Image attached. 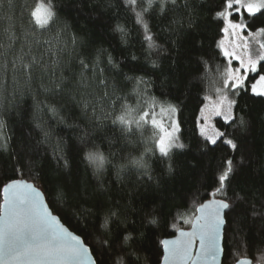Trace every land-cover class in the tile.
<instances>
[{"label":"trees","instance_id":"trees-1","mask_svg":"<svg viewBox=\"0 0 264 264\" xmlns=\"http://www.w3.org/2000/svg\"><path fill=\"white\" fill-rule=\"evenodd\" d=\"M39 2L0 4V145L7 143V150L0 147V208L6 184L32 182L97 264H161V242L188 229L205 201L223 198L211 193L231 158L236 173L228 187L224 264L242 258L261 264L264 97L250 89L264 74V61L245 90L233 92V119L215 122L238 150L222 143L224 137L212 145L199 129L206 99L223 88L228 66L220 48L225 24L216 16L224 0H177L163 13L160 0L151 8L148 0H136L135 11L124 0H50L56 17L47 30L30 22ZM145 8L155 48L136 23V12ZM243 17L248 31L264 28V15ZM159 105L177 108L185 145L169 157L158 151L150 118L135 123ZM119 115L133 121L131 131L113 124ZM90 151L103 154L100 171L85 158ZM128 234L132 239L125 241Z\"/></svg>","mask_w":264,"mask_h":264},{"label":"snow or ice","instance_id":"snow-or-ice-1","mask_svg":"<svg viewBox=\"0 0 264 264\" xmlns=\"http://www.w3.org/2000/svg\"><path fill=\"white\" fill-rule=\"evenodd\" d=\"M125 4L131 6L135 11L136 0H124ZM175 5L177 0H160V11L163 13L168 3ZM3 0H0V4ZM11 3V0H9ZM154 0H148L149 8L152 7ZM148 9L136 12V23L140 24L144 29V38L149 42L150 48L157 47L150 33L149 25L144 17V12ZM247 14L250 17H257L264 15V0H257L255 3L247 2V0H224L221 10H218L216 16L218 19L227 23L224 31L229 29L243 30L244 24L233 23L232 17L234 14L243 16ZM31 23L34 28L42 30L50 29L55 23L56 12L49 0L46 4L44 0H40L30 12ZM191 25V21H189ZM116 31L120 32L122 36L126 37L127 32L120 25H117ZM260 34H264V28L259 29ZM261 50H264V43L259 45ZM247 49V43H245ZM223 55L229 58V63L232 59H237L240 68L235 72L228 73V79L225 81V87L230 88L234 94L238 95L237 90H245L246 76L236 74L242 70L255 72L257 64L264 61V51H260L253 59L251 54H248V66L245 67V61L242 57L237 56L233 52L224 51ZM35 61H33L34 63ZM111 62V57H109ZM84 67H87L81 61ZM25 70L30 69V65H24ZM138 83H143L139 80ZM259 83L264 84V75L259 77ZM251 91L260 97H264V89H258L256 84L251 85ZM227 99V97H225ZM235 101H230L228 104L229 115L225 116L228 121L232 117L230 110ZM165 109H162L164 111ZM169 113L175 114L177 108L169 105L166 109ZM217 112V115H220ZM150 113L143 112L140 119L135 121L137 127L141 122L147 123ZM113 124L122 126V130L131 131L133 121L127 119L125 115H119L113 119ZM152 124L156 125L155 118H152ZM239 126L241 129L247 128V122L241 117L239 119ZM170 130L165 129L157 140V148L160 154L164 157H169L172 148L183 149L185 145L180 142L179 131L180 125L177 121L173 120L169 125ZM200 134H204V130L200 129ZM224 137L222 143L230 146L233 150H238V144L233 139L225 137L223 132H218L214 137L208 138L209 143L215 145L217 139ZM4 150H7V143L0 145ZM89 163L96 165L97 171L102 169L104 164V157L102 153L90 151L85 157ZM138 166L144 167L142 161L136 162ZM23 165H21L22 167ZM67 166V162H65ZM236 173V166L233 159L229 158L224 162L223 168L220 170L216 178L217 186L211 193L213 196L220 195L222 199L213 200L210 204H204L198 211L201 216L198 217L193 225L194 231L191 233L181 232L180 236L187 239L169 241L164 240L161 243L165 248L166 255L164 259H181L187 261L191 255V248L199 241L198 257L205 261L211 260L216 262L224 251L221 246L222 230L225 224V210L229 209L232 204V197L228 194V187L231 180L234 179ZM24 188L28 192L23 195L14 194L11 198L6 195L5 214L0 218V264H97V260L92 258L89 249L85 247L83 241L79 236L71 235L60 226L59 221L51 216L47 207H45L39 199V193L32 188L31 185L23 184L20 181L13 180L11 183L3 187L5 194L12 192L15 189ZM62 198V196H61ZM236 199H242L239 193H235ZM116 213L112 212L106 215L102 227L107 229L112 216ZM150 224H157L158 221L155 217L149 220ZM125 241L132 239L131 234L125 235ZM106 242V241H105ZM261 264H264V256L260 258ZM239 264H251L250 261H241Z\"/></svg>","mask_w":264,"mask_h":264},{"label":"rangeland","instance_id":"rangeland-1","mask_svg":"<svg viewBox=\"0 0 264 264\" xmlns=\"http://www.w3.org/2000/svg\"><path fill=\"white\" fill-rule=\"evenodd\" d=\"M247 2L255 3L257 2V0H247ZM237 16L238 15L234 14L232 17H230L232 19V22L244 24L245 28L243 30L229 29L228 31H223V37L220 42V48H221L222 53L224 51H228V52H233L237 56L242 57L245 61V67H247L248 66V54H251L253 59H255L256 54L258 52L264 51V50H261L259 47L260 43H264V34H260L259 30L256 32L248 31L246 29L244 17L241 16L243 17V20H242V19H238ZM224 24H225L224 26V29H225L227 27V23L224 22ZM245 43H247V49H245ZM226 60H227L228 66L225 72L223 88L220 91H218L217 94H215V96H213L212 94L209 95L200 113L199 129L202 128L204 130V134L202 135L204 138L214 137L216 133L219 132L215 125V122L217 119H222L225 122H230L233 119L234 104L232 105L231 110H230V115L232 118L228 121L225 120V116L229 115L228 104L230 101H234V99H233V91L230 88H226L224 85H225V81L229 78L228 73L235 72V70L240 68V64L237 59H232L231 63H229V58H226ZM261 62L263 61H260L257 64L256 71L258 70ZM255 72L244 71L241 69V71L236 74H242L246 76L248 79V77ZM253 84H256L258 89H264V84L259 83V78ZM251 93L254 94L252 91ZM225 97H227V99H225ZM167 108H168L167 106L159 105L157 108H154L155 110L149 112L150 113L149 118L151 120V123H152V118H155L156 120L155 127L158 130V139L160 138V136L162 135L165 129L170 130L169 125L171 124L173 120L178 122L177 111L175 114H171L166 110ZM162 109H165V110L162 111ZM217 112H220L221 114L217 115Z\"/></svg>","mask_w":264,"mask_h":264},{"label":"water","instance_id":"water-1","mask_svg":"<svg viewBox=\"0 0 264 264\" xmlns=\"http://www.w3.org/2000/svg\"><path fill=\"white\" fill-rule=\"evenodd\" d=\"M16 181H20L21 183L23 184H28V185H31L33 189H35V191L37 193H39V199L40 201H42L43 205L45 207H47L49 213L51 214V216L55 217L58 221H59V224L60 226H62L64 229L67 230V232L71 235H75V236H78L77 234H75L73 231H71L60 219V217H58V215H56L52 209L50 208L47 200H46V197L44 195V193L42 192V190L38 187H36V185L32 182H28L26 180H16ZM11 183V182H10ZM9 184V183H8ZM28 192L27 189H24V188H20V189H15L13 190L12 192L8 193V194H5L3 189H2V193H1V197H2V202H1V208H0V218H3L4 217V214H5V203H6V195L8 198H11L14 194H20V195H23L24 193ZM213 200H218V198H215V197H212L211 199L205 201L203 204H201L197 209H196V214L192 220V223L190 225V227L188 229H180L176 235L172 238H167V239H164V240H169V241H177V240H183V239H187L186 237L182 238L180 236V233L181 232H184V233H191L194 231V228H193V225L196 221V219L198 217L201 216V212L198 211L199 208H201L202 205L204 204H210ZM229 209L225 210V224L223 226V230H222V240H221V246L223 247L224 249V232H225V228H226V213L228 212ZM80 237V236H79ZM80 239L83 241L85 247H87L90 251V253L92 254V251L90 249V247H88L84 240L80 237ZM163 240V241H164ZM162 244V243H161ZM162 250H163V257H162V261H161V264H224V251L222 253V255L220 257L217 258V261L216 262H212L211 260H208V261H205L203 259H200L198 257V253H199V241L197 240L196 241V244L191 248V255L190 257L188 258V260L185 262L179 258L177 259H170V260H165L164 257L166 255V252H165V248L162 244ZM92 258H94V255L92 254ZM241 261H250L251 264H254L253 263V260L250 259V258H242L240 259L239 261L236 262V264H239V262Z\"/></svg>","mask_w":264,"mask_h":264}]
</instances>
